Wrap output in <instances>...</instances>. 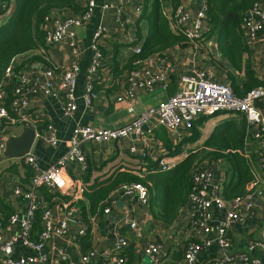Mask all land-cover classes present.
<instances>
[{
	"label": "crops",
	"instance_id": "0c3cea01",
	"mask_svg": "<svg viewBox=\"0 0 264 264\" xmlns=\"http://www.w3.org/2000/svg\"><path fill=\"white\" fill-rule=\"evenodd\" d=\"M13 1L10 0L8 11L0 16V25L11 17ZM236 1L240 4L243 0ZM78 3L82 7L81 0H78ZM97 3L98 7L88 23L74 29L78 54L72 52L69 40H64L58 44L47 45L42 50L30 51L16 60V73L22 72L33 76L36 71L42 80L49 79L56 87L61 81L63 69L74 63L80 66L76 86L78 108L71 116H65L63 113V98L48 97L42 92L30 98L27 111L37 127V136L31 152L37 156L38 172L56 165L69 151L68 141L77 125L97 129L124 126L174 95L182 87V79L194 76L196 69L209 71L215 81L230 86L239 96H244L264 79V41L249 35L243 19L227 23V19L234 15L227 12L222 16V22L213 30L208 20L204 21L205 32L201 40L194 42L188 39L175 43L162 53L153 54L140 61L136 69L140 73V80L148 82L163 70L166 86L164 87L162 81L143 84L135 89L131 99L126 98L125 91L130 87V78L135 70L129 72L128 69H123L124 65L141 50L149 37V29L155 17L159 19L162 14L170 21V28L175 32L179 31L173 19L178 0H166L160 10L161 14L155 12L152 15L151 9H148L146 16L142 17L138 24L142 9L134 2L125 10L128 25H123L119 19L117 0H97ZM105 4L107 8H103ZM186 4L193 15L203 7L201 0H186ZM259 4L264 7V0H260ZM71 12L74 13L71 8H66L60 14ZM149 16L152 17L151 20L147 18ZM6 18L8 19L4 21ZM100 29H103V33L97 36ZM95 43L105 55L101 66L91 72ZM114 63L115 67L110 69ZM45 70L51 71V75H43ZM9 81L13 82L5 79V82ZM91 81L95 87V98L87 102L86 95ZM256 105L264 114V99L258 101ZM49 124L56 130L59 138L57 145H51L45 139ZM145 127L144 129L148 130L149 127ZM24 128H16L13 134L20 135ZM257 129L258 127L251 125L243 114L221 110L198 116L191 129L180 128L173 131L154 122L150 124V132H145V135L132 134L124 139L101 143L86 142L83 144L86 167L91 169L88 185H95L118 171H130L142 177L150 173L158 176L169 175L177 172L195 155L196 169L200 166L210 168L214 175L213 182L225 198V191L238 187V180L240 183L238 176L228 170V155H239L248 164L253 180L256 178L260 180L257 185L251 186L253 180L245 184L248 190L254 192L255 206L245 211L244 220L230 223L227 234L232 245L229 250L225 251L216 244L204 247L195 264H217L222 261L225 254L230 259L223 264H253L251 259L264 264V245L257 244L264 242V185L261 183L264 171L258 157L260 140L254 137ZM234 132L239 143L238 149L233 147V139L229 140V135ZM132 148L144 151L148 155L143 157L141 154H133ZM145 158L157 161L155 170L150 171L152 168L146 167L143 160ZM28 168L31 169L17 157L10 159L4 157L0 162L1 194L13 209L12 214L21 217L27 214L28 201L23 195H17L15 189L21 187L26 190L30 186L31 177L27 178ZM86 169L78 162L67 163L66 174L71 179L82 178ZM121 187L111 193L106 200L109 202L107 205L110 207L109 213L103 211L88 215L87 221L83 218L80 208L71 221L69 236L53 237L47 241L45 252L50 258L44 264H59L55 258L59 248L67 252L73 264H119L120 256L126 260L125 264H155L145 250L149 243L161 245L158 256L161 264H184V250L187 244L192 240L202 241L206 237L214 236L226 212V209L214 207L209 231L196 238L190 223L188 202L183 206H177L178 203L175 205L174 202L175 196L166 190L160 191L163 193L159 194L148 189V203L143 204L136 196L122 193ZM44 191L50 196L45 195ZM40 195L47 201V206L55 218L59 219L62 212L58 193L41 188ZM225 199L227 209H232V200ZM239 208L244 210L242 205ZM126 215H130L132 220L137 222L136 228L124 224ZM7 221L3 223V228L4 237L9 239L18 228L9 225ZM41 230L34 231L32 227V238L37 239ZM82 230L84 234L81 235ZM120 236L128 241V246L121 252L117 249ZM250 245L255 247L249 251ZM91 251H95V255L89 261H83V256ZM242 252L248 253L250 260L242 261L236 257ZM32 254L35 253L31 249L17 246L11 255L18 257ZM3 257L4 255L0 253V264Z\"/></svg>",
	"mask_w": 264,
	"mask_h": 264
},
{
	"label": "built area",
	"instance_id": "2783aa9c",
	"mask_svg": "<svg viewBox=\"0 0 264 264\" xmlns=\"http://www.w3.org/2000/svg\"><path fill=\"white\" fill-rule=\"evenodd\" d=\"M118 16L123 25H128V17L125 16L126 7L134 3V0H117ZM203 7L196 15H193L186 4V0H178L173 19L179 31L194 42L202 39L205 28L204 21L207 20V3L209 0H201ZM83 9L77 13H54L45 17V43L47 45L58 44L64 40H69L72 52L79 53V48L74 35V29L85 25L92 18L95 9L98 7L97 0H81ZM107 8V5H103ZM9 9V4L5 0H0V11ZM193 21L191 22V19ZM247 26L248 33L253 38H259L264 41V7L256 3L243 19ZM103 33V29L97 32V36ZM94 57L90 71L94 72L101 66L103 53L98 45H93ZM14 59L6 69L5 79H17L14 87L13 97L6 103L5 92L0 88V162L4 159L5 141L8 135L15 133L19 127H33L37 129L28 115V105L30 98L38 92L44 93L48 97L63 98V113L65 116H71L78 108L76 97L77 77L80 71L78 63L62 70L61 81L56 87L55 83L49 79L42 80L41 76L35 71L33 76L27 73H16ZM158 72L150 81L140 80L139 71L135 70L131 75L130 87L125 91L124 97L131 99L138 86L151 84L155 81H162L165 85V74ZM51 71H44L43 75H51ZM94 83L91 81L86 95L87 102L95 98ZM122 99V98H120ZM264 99V79L261 84L249 90L244 96L236 95L230 86L217 82L213 75L205 69H196L195 75L184 77L182 87L167 100L161 102L157 107H152L142 113L132 122L118 127L97 129L90 126L77 125L72 131L68 141L69 151L56 165H53L41 172H38L39 162L37 156L32 152L23 157H17L21 162L31 167L33 175L30 186L24 190L21 187L15 189L17 195H23L28 201L27 214L21 217L18 214H12L7 223L17 227V232L9 239L4 237L3 222L0 220V253L4 255L2 264H44L50 256L45 252L46 243L53 237L67 238L70 233L71 221L78 214L80 208L78 202L83 198L85 186L82 178L71 179L66 174L67 163H81L86 169V157L83 150V144L86 142H107L120 140L130 137L132 134L145 135L150 132V124L156 123L168 130L176 131L180 128L191 129L195 119L202 114H210L221 110L234 111L245 116L246 120L258 127L254 132V137L260 140L258 157L261 168L264 171V114L257 107L256 103ZM10 111L12 114H10ZM148 126V130L144 127ZM45 139L51 145H57L59 138L52 124L47 127ZM133 154H141L146 157L148 154L136 148H132ZM163 164V162H162ZM213 171L208 167H198L193 175L192 187L188 200V211L190 223L194 230L195 237L199 238L202 233L208 232L213 220L212 209H226L225 215L221 218L219 228L212 237H206L202 241H190L184 250V264H195L199 253L204 247H210L214 244L223 250H229L232 241L229 239L227 229L231 222L244 220L247 210L255 206L254 192L250 191L244 196H236L232 199L233 208L227 209V201L221 195L219 187L214 184ZM260 183L259 179L253 180L251 186ZM264 185V179L261 182ZM47 188L58 193L61 201L62 216L56 219L47 201L40 195V189ZM121 192L128 195H134L143 203H148V188L141 183H129L121 187ZM243 206L244 210L239 207ZM39 207L44 208L43 222L44 226L37 239L32 238L33 218ZM110 212V207L104 210ZM124 224L136 228L137 222L133 221L130 215L124 218ZM84 234V230L80 232ZM257 244L264 245V242ZM17 246L29 248L34 251L32 255H21L13 257L11 254ZM128 246L126 238L120 236L117 249L121 252ZM255 245L249 246V251L253 250ZM146 252L152 257L155 264H161L158 256L161 252V245L149 243L145 246ZM95 255V251L89 252L83 256V261L87 262ZM239 260H250L248 253L242 252L236 256ZM55 258L59 264H73L67 252L59 248L56 251ZM230 257L224 255L222 261L217 264H223ZM124 257L120 256L119 264H125ZM253 264H259L256 259H251Z\"/></svg>",
	"mask_w": 264,
	"mask_h": 264
},
{
	"label": "trees",
	"instance_id": "16d2710c",
	"mask_svg": "<svg viewBox=\"0 0 264 264\" xmlns=\"http://www.w3.org/2000/svg\"><path fill=\"white\" fill-rule=\"evenodd\" d=\"M10 5V0H5ZM166 0H134L142 9L140 23L142 17L146 16L148 9H151V14L162 10L163 4ZM260 0H243L240 4L236 0H209L207 3V20L211 26V30L216 25L222 22V16L227 12H231L234 15L227 19V23L231 20L244 19L248 11ZM66 8H71L74 13L81 11L83 8L79 5L78 0H16V8L7 22L0 25V88L5 92L6 103L13 97L15 84L18 82L14 79L13 82H5V72L14 59L27 54L35 49H45L47 44L45 43V17L54 13H62ZM8 11L1 10L0 16ZM161 14V13H160ZM151 20L152 17H147ZM156 25V26H153ZM170 21H167L164 16L158 19L155 17V21L151 23L149 29V37L142 46L141 50L136 53L123 69H128L129 72L138 68V63L147 59L153 54H160L166 48L172 46L175 43L188 40L186 35L181 31L175 32L171 28ZM139 32V27L137 29ZM103 58L105 52L102 51ZM102 58V60H103ZM115 63L111 65L110 69L115 67ZM262 83V82H261ZM260 83V84H261ZM10 114L12 112L10 111ZM0 125V129H1ZM237 135L231 133L229 140L233 139V147L239 148V143L236 139ZM229 145V144H228ZM225 145V147H228ZM194 157H191L182 166L180 176L171 180V178H165V181L157 180L156 178H164L163 174L156 175L150 173L145 176H139L130 171H118L107 177L104 180L98 181L95 185H88L91 177V169L88 167L83 173V184L85 186V193L83 199L78 202L79 208H81L82 216L88 221V215H95L96 213H103L104 208L109 204L106 200L114 191L118 190L121 186L129 183H141L145 185L152 193L154 191L163 193L160 191L166 190L170 195L175 196V205L183 206L187 204L189 200V194L192 187L193 175L196 171V162L194 163ZM227 162L228 170L233 175L238 176V187L225 191V198L232 200L236 196H244L250 192L245 184L250 183L253 180V175L249 170V166L245 159L240 158L239 155L230 154ZM147 168L155 170L157 161H151L148 158L143 159ZM33 171L28 168L27 178L32 177ZM153 175V176H152ZM97 185V186H96ZM41 190V189H40ZM45 195L50 196L47 192ZM85 198V200H84ZM174 205V206H175ZM179 207H176V209ZM176 209H174L176 212ZM44 212L43 207H39L36 211V215L33 221L34 231L43 229L42 214ZM0 213L1 221L6 222L13 213V209L6 203L5 198L0 191ZM42 231V230H41ZM197 241V240H195Z\"/></svg>",
	"mask_w": 264,
	"mask_h": 264
},
{
	"label": "water",
	"instance_id": "95a60500",
	"mask_svg": "<svg viewBox=\"0 0 264 264\" xmlns=\"http://www.w3.org/2000/svg\"><path fill=\"white\" fill-rule=\"evenodd\" d=\"M36 136V129L29 126L25 127L20 135H8L5 141L4 156L10 159L23 157L31 152Z\"/></svg>",
	"mask_w": 264,
	"mask_h": 264
},
{
	"label": "rangeland",
	"instance_id": "374dc122",
	"mask_svg": "<svg viewBox=\"0 0 264 264\" xmlns=\"http://www.w3.org/2000/svg\"><path fill=\"white\" fill-rule=\"evenodd\" d=\"M15 3H16V1L14 0L13 3H12L13 12L15 11V8H16ZM7 19H8V18L4 19V21L7 20ZM181 168H183V167H181ZM181 168H179V170H178L177 172L171 173V174H169V175H163L164 178H159V177H158V178H156V179H157V180H160L161 182H162V181H165V180H166L165 178H171V180H175V179H177V178L180 176L181 171H182Z\"/></svg>",
	"mask_w": 264,
	"mask_h": 264
}]
</instances>
